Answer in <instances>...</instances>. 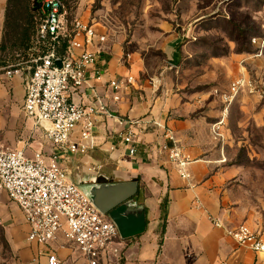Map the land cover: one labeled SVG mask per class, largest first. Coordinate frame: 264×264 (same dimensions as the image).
<instances>
[{"label": "crops", "instance_id": "1", "mask_svg": "<svg viewBox=\"0 0 264 264\" xmlns=\"http://www.w3.org/2000/svg\"><path fill=\"white\" fill-rule=\"evenodd\" d=\"M5 7L6 0H0V42ZM105 41L93 45L101 77L96 79L89 68L84 85L74 96L83 107L95 105L97 99L109 112V116H96L90 137L83 140L88 147L85 153L74 155L52 146L43 127L26 118L23 101L28 76L24 69L11 77L0 70V143L22 150L29 158L38 151L57 153L68 179L84 189L98 178L124 184L122 192L128 191L126 184H134L135 192L126 201L133 211L144 212V231L125 239L119 260L109 257L108 262L98 264H263L262 253L237 244L225 232L239 224L256 232L264 233V229L262 222L254 221L225 191L226 175L217 169L210 135V125L220 110L211 101L196 100L204 97L198 90L185 91L180 76L165 72L151 77L143 65H127L120 48ZM179 43L175 33L170 35L169 56L177 52ZM127 76H132L131 83H126ZM156 78L159 81L153 84ZM110 80L120 84L117 92L108 86ZM114 95L119 96L118 101L113 100ZM119 119L146 122L135 129L139 142L134 156H129L121 139L126 125H120ZM153 120L166 125L190 157L188 178L180 177L159 152L161 130L151 124ZM81 127L74 129L72 141L80 140ZM0 216L1 226L6 224L4 238L11 264H46L47 251H53L61 264H89L61 237L47 245L29 242L22 211L4 192L0 193ZM210 217L223 226H214Z\"/></svg>", "mask_w": 264, "mask_h": 264}, {"label": "rangeland", "instance_id": "2", "mask_svg": "<svg viewBox=\"0 0 264 264\" xmlns=\"http://www.w3.org/2000/svg\"><path fill=\"white\" fill-rule=\"evenodd\" d=\"M29 1L9 3L20 9L18 29L27 28L29 40L21 46L20 34L8 32L0 52V67L16 66L27 76L46 44L37 36L38 18L22 13ZM65 1L70 18L94 24L106 43L120 48L127 65L141 64L151 77L165 72L180 76L185 91L198 90L204 97L196 100L211 101L220 110L212 123L223 120L221 136L214 138L211 128L210 135L217 169L226 175L225 191L264 229V95L240 91L225 112L219 98L242 71L264 90V0ZM174 33L179 58L168 54ZM168 63L177 68L168 69ZM5 227L0 226V264H11ZM58 236L63 238L61 232Z\"/></svg>", "mask_w": 264, "mask_h": 264}, {"label": "built area", "instance_id": "3", "mask_svg": "<svg viewBox=\"0 0 264 264\" xmlns=\"http://www.w3.org/2000/svg\"><path fill=\"white\" fill-rule=\"evenodd\" d=\"M33 1L40 10L37 36L41 43L46 44L44 51L32 60L25 83L23 112L26 118L43 127L52 146L74 155L82 154L88 148L83 140L90 137L96 116H109L107 109L97 99L95 105L86 107L74 100L86 81L89 68L96 79L101 77L93 45L95 41L103 42L105 35L98 34L95 25L89 21L71 19L64 0ZM57 59L59 66L55 64ZM176 68L175 64L168 63V69ZM0 70L6 77L20 72L16 66H2ZM132 79V76H127L126 83H131ZM158 81L156 78L152 82L157 84ZM108 86L115 92L120 89L116 80H110ZM240 91L264 95V90L242 71L230 82L227 91L219 94L225 104L222 111H226L227 105ZM113 100L118 101L119 96L114 95ZM222 121L218 119L211 124L214 138L221 136L219 129ZM150 122L161 130L162 140L157 143L159 152L165 154L176 167L180 177L188 178L190 157L177 144L166 125L156 120ZM118 123L126 125L121 139L129 156H134L135 145L139 142L135 129L146 125V122L119 119ZM79 124L82 126L80 140L72 141L73 131ZM1 192L22 211L28 224L29 242L47 245L55 241L61 232L63 238L73 244L89 264L108 262L109 257L119 260L124 241L116 225L92 204L76 183L68 179L66 168L57 153L44 155L38 151L29 158L22 150L8 149L0 143ZM210 220L216 227L223 226L217 218L210 217ZM2 224L0 216V226ZM225 232L237 244L264 255V233L256 232L246 224H239ZM46 264L61 262L53 251H47Z\"/></svg>", "mask_w": 264, "mask_h": 264}, {"label": "water", "instance_id": "4", "mask_svg": "<svg viewBox=\"0 0 264 264\" xmlns=\"http://www.w3.org/2000/svg\"><path fill=\"white\" fill-rule=\"evenodd\" d=\"M56 65L60 61L55 60ZM95 181V180H94ZM128 191L122 192L124 184L112 183L103 178L96 179L86 189L78 185L92 204L116 225L122 239H127L144 231L145 216L142 210L133 211L126 201L135 192L134 184H126Z\"/></svg>", "mask_w": 264, "mask_h": 264}, {"label": "trees", "instance_id": "5", "mask_svg": "<svg viewBox=\"0 0 264 264\" xmlns=\"http://www.w3.org/2000/svg\"><path fill=\"white\" fill-rule=\"evenodd\" d=\"M10 2H11V0H6V7H5V12H4L3 34H2V40L0 42V52L4 51L6 49L5 39H6V35L8 32L13 34V35L20 34V40H21L20 45L21 46H23L24 43H27V41L30 38V32L27 28H23L22 31H19L18 28H20L21 25L19 24L18 19L20 18L21 11L15 5H12V7L9 8ZM24 12H29L31 16L37 17L38 20L40 21L39 6L33 0H30L29 4L26 5L22 9V13H24ZM176 51H177V48H176ZM173 57L174 58L177 57V52L176 53L174 52ZM162 207H163L162 209H164V211H165V205L163 206V203H162ZM163 217L165 218V215Z\"/></svg>", "mask_w": 264, "mask_h": 264}]
</instances>
